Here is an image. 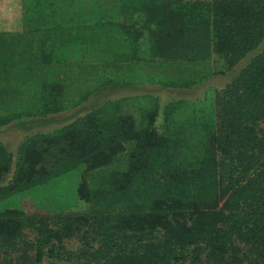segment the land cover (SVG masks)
<instances>
[{"label":"trees","instance_id":"trees-1","mask_svg":"<svg viewBox=\"0 0 264 264\" xmlns=\"http://www.w3.org/2000/svg\"><path fill=\"white\" fill-rule=\"evenodd\" d=\"M79 1L88 8L68 24L46 16L57 63L103 45L114 60L129 49L132 71L143 58L212 57L216 74L233 77L215 92L213 127L201 126L202 150L187 163L186 140L174 132L186 122L177 103L164 106L163 127L154 108L138 124L118 101L84 108L96 89L68 106L66 85L53 77L36 111L0 115L1 132L12 122L29 130L60 124L56 116L76 110L32 131L14 154L0 143V264H264V0ZM104 2L110 9H100ZM74 172L85 210L8 207Z\"/></svg>","mask_w":264,"mask_h":264},{"label":"rangeland","instance_id":"rangeland-1","mask_svg":"<svg viewBox=\"0 0 264 264\" xmlns=\"http://www.w3.org/2000/svg\"><path fill=\"white\" fill-rule=\"evenodd\" d=\"M180 1L192 4L207 0H171L179 4ZM61 2L49 4L48 0H0V115L36 111L40 105L42 86L48 79L57 77L66 85L68 106L80 94L86 95L96 89L92 99L82 102L84 108L101 105L105 101H118L121 113L132 115L138 124L142 116L154 108L157 110V117L154 115L157 118L155 124L163 127L164 106L174 103L181 105L186 122L183 130L176 129L174 132L177 133V139L186 140L180 150L185 158L183 161L187 163L191 153L199 154L203 146L200 140V134H203L201 126L213 127L214 94L232 79L233 74H216L212 57L197 63L185 60L162 62L156 56L151 59L148 57L149 61L143 58L145 62L139 63L132 71L127 55L129 49L121 50L126 58L114 60L115 55L103 45L85 48L79 62L57 63L55 49L51 45L56 35L44 31L47 29L46 16L56 13L58 21L68 24L71 13L88 8L86 4L83 7L79 0L75 4H71L70 0ZM99 7L102 10L110 9V5L105 2ZM73 23L79 22L74 19ZM134 52L132 50V56L137 57L138 52L135 55ZM139 80L140 83L137 82ZM182 82L189 87L179 88ZM136 84V87L133 86ZM181 110L171 116L175 121ZM75 111H66L56 116L61 119L60 124L47 127L38 125L30 130L18 128L12 122L0 132V143L14 154L23 138L34 133L32 131L55 128L63 123L64 118H72ZM162 131V128L158 129V132ZM121 160L124 166L126 158ZM79 177L78 172L61 177L35 194L15 198L8 203V207L42 215L83 211L86 207L75 196Z\"/></svg>","mask_w":264,"mask_h":264},{"label":"crops","instance_id":"crops-1","mask_svg":"<svg viewBox=\"0 0 264 264\" xmlns=\"http://www.w3.org/2000/svg\"><path fill=\"white\" fill-rule=\"evenodd\" d=\"M190 4H191V3H189V5H190ZM192 4H193V3H192ZM192 4H191V5H192ZM189 5H187V6H189ZM136 68H137V67H136ZM136 86H137V85H136ZM136 86H135V87H136ZM136 97H137V96H136Z\"/></svg>","mask_w":264,"mask_h":264}]
</instances>
